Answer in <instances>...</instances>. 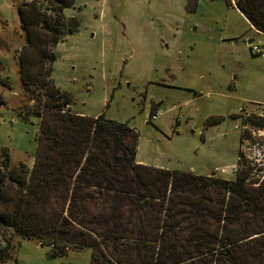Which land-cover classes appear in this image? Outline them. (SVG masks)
<instances>
[{
    "label": "rangeland",
    "instance_id": "obj_1",
    "mask_svg": "<svg viewBox=\"0 0 264 264\" xmlns=\"http://www.w3.org/2000/svg\"><path fill=\"white\" fill-rule=\"evenodd\" d=\"M25 1L0 0V150L11 167L31 169L41 119L20 73ZM230 1L238 0H75L65 15L79 31L55 47V83L73 111L134 127L140 163L245 176L255 188L264 172L240 156L252 139L264 144V36ZM14 243L0 264H91L90 249L52 255L37 238Z\"/></svg>",
    "mask_w": 264,
    "mask_h": 264
},
{
    "label": "trees",
    "instance_id": "obj_2",
    "mask_svg": "<svg viewBox=\"0 0 264 264\" xmlns=\"http://www.w3.org/2000/svg\"><path fill=\"white\" fill-rule=\"evenodd\" d=\"M74 4L19 7L21 79L41 120L31 169L0 150V263L19 236L51 244L52 255L90 249L91 264H264V179L254 188L245 176L140 163L134 127L71 109L53 65L57 44L79 31L65 15ZM233 6L264 34V0Z\"/></svg>",
    "mask_w": 264,
    "mask_h": 264
},
{
    "label": "built area",
    "instance_id": "obj_3",
    "mask_svg": "<svg viewBox=\"0 0 264 264\" xmlns=\"http://www.w3.org/2000/svg\"><path fill=\"white\" fill-rule=\"evenodd\" d=\"M252 47L254 50L258 49V47L256 45H254ZM162 113H163L162 110H158L155 114L152 115V118L156 119ZM260 141L261 140L258 139L255 142V140L252 139L250 142L252 147H248L247 152L243 151V154L240 156V159L242 160L243 163L245 162L244 159H247V162L250 163L254 168L258 169L259 172H264V158H262V159L257 158L258 156H261V155L264 157V144L260 143ZM238 166H240V165L238 164ZM263 179H264V175L262 177V180Z\"/></svg>",
    "mask_w": 264,
    "mask_h": 264
},
{
    "label": "water",
    "instance_id": "obj_4",
    "mask_svg": "<svg viewBox=\"0 0 264 264\" xmlns=\"http://www.w3.org/2000/svg\"><path fill=\"white\" fill-rule=\"evenodd\" d=\"M254 41H255V39L252 38V37H250V38L248 39V44H251V43H253Z\"/></svg>",
    "mask_w": 264,
    "mask_h": 264
},
{
    "label": "crops",
    "instance_id": "obj_5",
    "mask_svg": "<svg viewBox=\"0 0 264 264\" xmlns=\"http://www.w3.org/2000/svg\"><path fill=\"white\" fill-rule=\"evenodd\" d=\"M262 35L264 36V34H262ZM161 115H162V114H161ZM161 115H160V116H161ZM158 117H159V116H158ZM158 117H157V118H158ZM157 118H156V119H157ZM137 160H138V159H137ZM138 162H139V161H138Z\"/></svg>",
    "mask_w": 264,
    "mask_h": 264
}]
</instances>
